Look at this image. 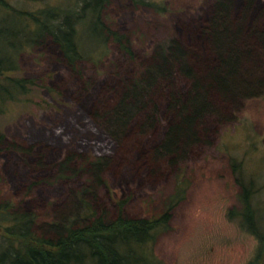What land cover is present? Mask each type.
Segmentation results:
<instances>
[{"label":"trees","instance_id":"obj_1","mask_svg":"<svg viewBox=\"0 0 264 264\" xmlns=\"http://www.w3.org/2000/svg\"><path fill=\"white\" fill-rule=\"evenodd\" d=\"M114 1L133 8H155L152 0H73L64 8L10 10L18 27L7 31L3 26L0 33L18 39L17 45L6 43L7 50L16 48L17 54L50 39L72 74L80 72L81 63L98 64L110 46L120 51L131 64L122 74H114V80L99 84L107 97L105 106L98 102L87 114L117 144L128 135L137 136L132 139L137 147L131 151L138 153L137 160H143L141 165L153 176L157 167H173L191 146L208 142L211 121L223 118L220 107L235 101L240 90L250 88L248 80L235 76L243 63L263 65L258 54L264 48V1L215 0L205 22L189 28V35L180 37L174 30L167 43L152 44L140 58L132 52L129 34L114 29L105 18ZM85 38L92 39L91 51L98 54L81 48ZM17 67L9 54L0 55V76L5 80L0 83V95H11V90L24 93L27 81L7 75ZM90 85L84 83L80 90L86 93ZM156 135L157 140L153 139ZM32 149L0 133V151L16 152L30 170L44 171L45 161L39 153L28 161ZM53 154L49 151L47 156ZM116 162L113 156L69 152L51 164V175L41 177L39 172V177H32L36 179L24 194L47 182L69 184L81 179L75 188H66L60 202L51 204L49 220L38 221L34 212L0 199V264H148L144 255L155 260L149 252L152 233L165 226L179 193L168 195L157 215H125L127 197L110 198L109 210L98 191L107 186L104 174ZM250 182L239 181L241 211L228 213H236L242 218V228L257 237L256 253L248 263L257 264L264 232L254 229Z\"/></svg>","mask_w":264,"mask_h":264},{"label":"rangeland","instance_id":"obj_2","mask_svg":"<svg viewBox=\"0 0 264 264\" xmlns=\"http://www.w3.org/2000/svg\"><path fill=\"white\" fill-rule=\"evenodd\" d=\"M214 1L152 0L155 8H133L114 1L107 7L105 18L114 29L129 34L132 52L140 58L152 44L167 43L174 30L177 36L189 35V28L205 22ZM0 2V27L6 26L7 31L18 27L14 15H9L10 10L35 12L74 3L73 0ZM7 41L17 45L18 39L0 33V55L9 54L18 66L7 75L22 77L27 83L24 93L11 90V95H0V133L33 146L34 154L28 161L39 153L46 166L42 167L44 171L33 172L22 162V155L1 150V200L34 212L38 221L49 220L51 204L60 202L66 188H75L81 179L78 177L69 184L61 180L47 182L24 194L29 183L36 179L32 177H39L40 173L41 177L51 175V164L69 152L113 156L117 162L104 174L107 186L98 191L109 210L110 198L127 197L125 215H157L163 200L179 193L176 201H172L165 226L151 232L149 252L155 260L144 255L148 264H248L252 260L257 250L256 236L242 228V218L228 212L241 211L239 181H251L254 229L264 232V48L258 54L262 67L243 63L238 70L235 77L248 80L250 88L240 90L239 98L220 107L223 118L211 121L208 142L191 146L173 167L156 166L157 174L151 176L149 169L141 165L143 160H137L138 153L131 151L137 147L133 146L137 136L128 135L122 144H117L87 114L98 102L105 106L107 97L99 84L110 81L114 74H122L131 64L120 51L110 46L100 55L105 57L98 64L81 63L80 72L72 74L50 39L33 48L25 47L19 54L16 48L7 50ZM92 45V39L80 41L82 49L98 54L95 49L91 51ZM4 82L0 76V83ZM84 83L91 84L86 93L80 90ZM49 151L55 154L49 157ZM255 260L264 264V248L262 256Z\"/></svg>","mask_w":264,"mask_h":264},{"label":"flooded vegetation","instance_id":"obj_3","mask_svg":"<svg viewBox=\"0 0 264 264\" xmlns=\"http://www.w3.org/2000/svg\"><path fill=\"white\" fill-rule=\"evenodd\" d=\"M251 234L253 235V233L251 232ZM254 236V235H253ZM256 238V240H257V237H255ZM258 241V240H257ZM258 244H259V242H257V247H258Z\"/></svg>","mask_w":264,"mask_h":264}]
</instances>
